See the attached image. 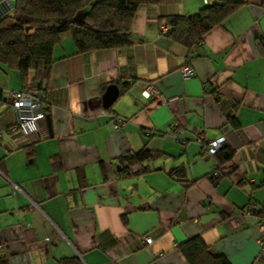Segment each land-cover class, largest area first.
<instances>
[{
	"label": "crops",
	"instance_id": "obj_1",
	"mask_svg": "<svg viewBox=\"0 0 264 264\" xmlns=\"http://www.w3.org/2000/svg\"><path fill=\"white\" fill-rule=\"evenodd\" d=\"M242 1L190 55L162 19L205 0L140 6L123 49L76 54L65 33L43 93L53 132L39 122L44 139L8 132L17 114L6 99L23 85L0 66V264H189L179 246L195 237L231 264H264L259 217L241 214L264 205V6ZM110 85L120 95L106 109ZM150 87L159 96L147 99ZM220 138V157L205 154ZM144 147L163 156L126 176L120 157ZM150 234L151 245L136 240Z\"/></svg>",
	"mask_w": 264,
	"mask_h": 264
},
{
	"label": "trees",
	"instance_id": "obj_2",
	"mask_svg": "<svg viewBox=\"0 0 264 264\" xmlns=\"http://www.w3.org/2000/svg\"><path fill=\"white\" fill-rule=\"evenodd\" d=\"M163 1L16 0L13 12L0 16V66L19 74L23 90H35L43 95L56 62L55 47L61 44L65 33L74 39L76 54L127 48L134 44L132 23L139 7ZM243 4L242 0H214L193 15L164 17L162 21L168 30L163 33L185 47L190 55L211 30L222 25ZM262 4L264 6V0ZM86 8L83 19L77 20L79 12ZM258 40L264 45V37ZM129 88L128 84H123L125 92ZM44 111L47 116V106ZM223 152L224 148L214 156L220 157ZM232 155L230 151L224 157L230 160ZM162 156L163 153L144 147L120 157L119 169L126 176L142 174L147 171L145 162ZM54 167L60 168V161L55 159ZM135 167H140L137 173L133 171ZM179 249L189 264H231L224 256L211 255L201 237L182 243ZM59 264L81 263L69 258L60 260Z\"/></svg>",
	"mask_w": 264,
	"mask_h": 264
},
{
	"label": "built area",
	"instance_id": "obj_3",
	"mask_svg": "<svg viewBox=\"0 0 264 264\" xmlns=\"http://www.w3.org/2000/svg\"><path fill=\"white\" fill-rule=\"evenodd\" d=\"M16 0H2L0 3V16H5L13 12L14 2ZM214 0H205L206 4H212ZM164 32L168 30L166 26L162 28ZM181 75L184 79H189L194 76V70L186 66L181 69ZM159 96V92L150 87L144 92V96L150 99L152 96ZM7 99L12 109L17 114L16 123L9 128L11 136L23 135V141H30L33 136L39 139H44L47 136L41 132V126L39 122L46 120V113L44 108L46 107V99L44 95L35 90H23V91H11L8 93ZM121 123L116 122V128H120ZM184 130L176 131L175 138L183 145L187 144V140L182 137ZM204 139L202 136L198 137V141L202 142ZM225 139L220 138L218 140L210 141L206 143L205 154L214 156L224 148ZM218 176V174H217ZM241 214L245 216L258 215V228L261 233L259 239V258L264 261V207L259 206L253 202L248 203L242 210ZM260 214V215H259ZM136 240L140 243L151 245L154 242V237L150 235L137 236Z\"/></svg>",
	"mask_w": 264,
	"mask_h": 264
},
{
	"label": "water",
	"instance_id": "obj_4",
	"mask_svg": "<svg viewBox=\"0 0 264 264\" xmlns=\"http://www.w3.org/2000/svg\"><path fill=\"white\" fill-rule=\"evenodd\" d=\"M119 95H120L119 87L117 85H110L107 88L106 93L103 95L104 108L109 109L110 107H112L113 104L119 98ZM46 120H47V124H48V127H49L50 136H53L52 125H51V119H50V117L47 116L46 117Z\"/></svg>",
	"mask_w": 264,
	"mask_h": 264
},
{
	"label": "rangeland",
	"instance_id": "obj_5",
	"mask_svg": "<svg viewBox=\"0 0 264 264\" xmlns=\"http://www.w3.org/2000/svg\"><path fill=\"white\" fill-rule=\"evenodd\" d=\"M88 9H83L79 12V14L77 15V20L81 21L83 19L84 16V12H86Z\"/></svg>",
	"mask_w": 264,
	"mask_h": 264
}]
</instances>
